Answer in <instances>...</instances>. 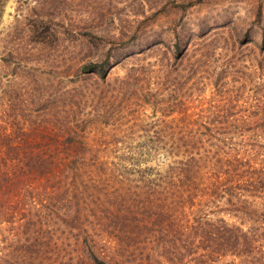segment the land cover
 Segmentation results:
<instances>
[{
  "label": "rangeland",
  "instance_id": "374dc122",
  "mask_svg": "<svg viewBox=\"0 0 264 264\" xmlns=\"http://www.w3.org/2000/svg\"><path fill=\"white\" fill-rule=\"evenodd\" d=\"M263 122L264 0H6L0 133L20 127L32 140L0 151V264H95L93 252L129 264L114 242L101 246L99 209L142 201L165 173L181 180L167 170L189 151L204 158L192 184L205 202L198 214L238 224L203 193L229 155L264 158V133L246 130ZM32 148L51 163L40 179L15 171V154ZM74 157L79 170L64 168Z\"/></svg>",
  "mask_w": 264,
  "mask_h": 264
},
{
  "label": "trees",
  "instance_id": "16d2710c",
  "mask_svg": "<svg viewBox=\"0 0 264 264\" xmlns=\"http://www.w3.org/2000/svg\"><path fill=\"white\" fill-rule=\"evenodd\" d=\"M5 1L0 0V7ZM85 68L102 74V69H97L94 64L86 65ZM246 130L264 133V122L246 127ZM13 133L15 138L11 134L0 133V151L7 150L4 158L10 156L12 150L14 153L15 150L19 151L16 148L17 142L12 139L32 140L31 134L20 127ZM64 140L61 145L65 148L74 142L73 137H66ZM26 148L29 152V148ZM22 152L13 157V161L17 162V174L18 169H27L39 179L44 177L42 174L44 170H49L51 163L46 164V158L34 154L33 148V155ZM199 152L194 154L189 151L183 159L174 161L175 165L167 170L168 173L181 172V180L172 179L165 173L164 176L149 181V184H157L155 188L150 187V192L142 201L138 200V195L137 200L133 196L117 203L116 208L111 204V208L99 209L102 220H97L96 224L102 227L100 229L103 235H99L101 246H105L108 240L114 242L117 247L115 252L119 257L126 258L125 261L129 264H214L220 255L237 257L238 264H243L246 260L251 262L253 258H264V221L260 219L264 215V158L253 163L249 158L244 160L243 156L241 158L238 155H229L218 169L215 180L210 182V190L203 193L204 201L224 200L223 210L240 218L239 223L235 224L223 217L212 219L207 218V214L203 212L198 214L197 210L205 203H201V199L195 201L200 194L193 191L195 178L198 177L204 160ZM7 159L12 160L10 157ZM72 163L73 167L64 164V168L79 170V159L74 157ZM101 170L103 176L104 170ZM101 181L102 183L97 180L93 184L99 189L102 188L99 190L100 194L108 187L104 179ZM74 183V187H77V182ZM198 203L201 204L194 207ZM256 204L262 209L255 208ZM116 216H119L118 221ZM245 222L249 225L245 226ZM116 225H121L125 231L120 229L114 232ZM87 240H90L92 248H98L99 240L94 235L86 238ZM92 259L95 264H109L95 252Z\"/></svg>",
  "mask_w": 264,
  "mask_h": 264
}]
</instances>
